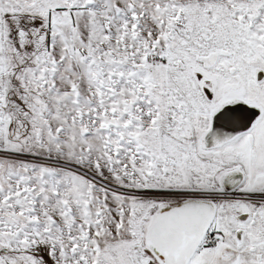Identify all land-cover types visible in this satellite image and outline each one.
<instances>
[{"label":"snow or ice","instance_id":"obj_1","mask_svg":"<svg viewBox=\"0 0 264 264\" xmlns=\"http://www.w3.org/2000/svg\"><path fill=\"white\" fill-rule=\"evenodd\" d=\"M0 264H264V0H0Z\"/></svg>","mask_w":264,"mask_h":264}]
</instances>
